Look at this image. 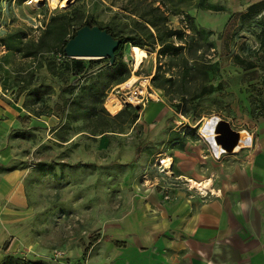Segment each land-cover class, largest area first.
<instances>
[{
	"label": "rangeland",
	"instance_id": "1",
	"mask_svg": "<svg viewBox=\"0 0 264 264\" xmlns=\"http://www.w3.org/2000/svg\"><path fill=\"white\" fill-rule=\"evenodd\" d=\"M69 1L52 10L48 0H0V180L16 173L27 198L5 213L21 218H7L19 233L0 245V264H128L130 243L115 236L119 218L189 186L187 179L219 182L233 156L248 150L213 159L205 119L257 136L233 56L255 59L264 24L239 15L261 0ZM87 20L133 39L121 51L127 80L149 81L137 102L121 89L127 80L108 76L104 59H80L92 62L71 88L59 49ZM169 44L177 50L161 54ZM130 48L146 52L136 71ZM156 72L159 87L151 83ZM207 87L213 92L201 95ZM110 94L123 102L115 115L104 106ZM76 96L78 114L67 102Z\"/></svg>",
	"mask_w": 264,
	"mask_h": 264
},
{
	"label": "crops",
	"instance_id": "2",
	"mask_svg": "<svg viewBox=\"0 0 264 264\" xmlns=\"http://www.w3.org/2000/svg\"><path fill=\"white\" fill-rule=\"evenodd\" d=\"M254 120L253 150L233 156L219 182L209 179L214 193L174 186L118 219L115 236L130 243L128 264H264V118ZM15 174L0 180V245L19 233L7 218L21 216L5 213L27 204Z\"/></svg>",
	"mask_w": 264,
	"mask_h": 264
},
{
	"label": "trees",
	"instance_id": "3",
	"mask_svg": "<svg viewBox=\"0 0 264 264\" xmlns=\"http://www.w3.org/2000/svg\"><path fill=\"white\" fill-rule=\"evenodd\" d=\"M255 16H260L261 20L259 21V23L264 24V0H261L259 2H256V3L249 5L247 7L246 11L239 15V19L241 21H245V20H249ZM83 26H88L90 28L94 27V26L99 27L98 24L94 20H87L78 29H80ZM99 28L102 30H106L107 33H109L115 40L120 41V45L115 52V59H114L113 64H110L109 59L105 58L104 60H106L110 65V67L108 68V71H107L108 76L111 77V79L113 81H115L117 84H121L124 81H126L127 78L129 77V72L126 68V65L123 63V60H122V52H121L122 47L125 43L132 41L133 39L128 38V37L116 38V36L114 35V33L112 32V30L109 27H107V28L99 27ZM76 31H73L70 39L74 37V34ZM66 42H64L62 47L59 49V55L65 61L66 70L73 77V81L71 82V85H72L71 88H74L78 84L80 78L83 77L87 73V71L89 69L88 64L92 61H88V63H86L85 61L80 60V59H70V58L66 57V55L64 53V47L66 45ZM3 43H4V41L0 38V45H4ZM134 44H135V46H139V45H141V42L134 43ZM176 50H177L176 47L169 44V45H164L160 52H161V54H165V52H168V51L171 52V51H176ZM254 54H255V59L253 61H250L248 59V57H246L245 55H243V56L242 55H234L233 59H235V61H236L234 63V65L239 67L240 70L243 73H245L243 75V77H244L243 80L247 85L245 90H244V93L246 94V101L248 103L247 114L251 118L258 119V118H264V25L262 26L261 30L259 31L258 48H257V52H255ZM207 68H211V66L205 67V69H207ZM188 73L189 72H187V74ZM157 80H158V74L156 72L151 79V83L154 87H159L158 83H156ZM0 86H2V83H0ZM211 92H213V88L207 87L206 89H204L201 92V95L209 94ZM68 94L72 95V92H68ZM68 100L69 101H67V102H69L71 105H74L75 108H77V111H76L77 114H78V112H81L79 110L80 101H79V98L77 96L76 97H70V99H68ZM128 107H129V105L127 106V108ZM128 115L131 116L130 113ZM78 116L79 115H77L76 118ZM80 116H82V114H80ZM136 119H137V115L132 114L131 123H134L136 121ZM136 154H138V151ZM30 264H36V263H30Z\"/></svg>",
	"mask_w": 264,
	"mask_h": 264
},
{
	"label": "bare ground",
	"instance_id": "4",
	"mask_svg": "<svg viewBox=\"0 0 264 264\" xmlns=\"http://www.w3.org/2000/svg\"><path fill=\"white\" fill-rule=\"evenodd\" d=\"M37 2V0H36ZM48 4L52 10L57 8L65 7L66 1L65 0H48ZM129 48V47H128ZM131 58H132V68L136 71L143 59L146 58V52L143 49L139 48H130ZM131 61V60H130ZM138 84V85H137ZM137 85V86H135ZM149 85L148 79L140 80L136 76H132L130 80H127L124 84L121 85L122 90H130L131 97L130 99L134 102L139 100V96H143L146 94L147 86ZM156 98V97H155ZM122 100L115 94H110L106 101H105V108L107 111L115 115L117 114L122 108ZM220 123V119L214 117L212 119H205L204 124L201 128L202 136L207 139L214 151L215 156L219 157L220 154H235L239 152L243 148L253 147L254 139L250 133L247 131L239 132V137L237 138L236 144L230 151L222 148L221 145L217 142V131L216 127ZM162 165L165 169H171L173 166L172 160L170 158H164L162 161ZM189 183V187L198 191L201 194H207L210 192L214 193L212 189V181L209 179L205 180H194V179H187Z\"/></svg>",
	"mask_w": 264,
	"mask_h": 264
},
{
	"label": "water",
	"instance_id": "5",
	"mask_svg": "<svg viewBox=\"0 0 264 264\" xmlns=\"http://www.w3.org/2000/svg\"><path fill=\"white\" fill-rule=\"evenodd\" d=\"M69 2V0L66 1L65 7ZM119 45L120 41L115 40L106 30L97 26L91 28L83 26L75 32L73 38L66 42L64 53L70 59L97 60L106 58L110 60V64H113ZM124 104L129 103L125 102ZM216 131L218 144L230 151L236 144L239 132L231 129L229 123L222 119H220Z\"/></svg>",
	"mask_w": 264,
	"mask_h": 264
},
{
	"label": "built area",
	"instance_id": "6",
	"mask_svg": "<svg viewBox=\"0 0 264 264\" xmlns=\"http://www.w3.org/2000/svg\"><path fill=\"white\" fill-rule=\"evenodd\" d=\"M205 141L207 142V144H208L209 147H210L211 145H210L209 141H208V140H205ZM210 150H211L212 154L214 155V151H213L212 147H210ZM221 155H224V154H220L219 157H220ZM214 157H216V156L214 155ZM219 157H216V158L218 159ZM56 254H57V255H55V258H61V257L63 256L60 252H59V253H56Z\"/></svg>",
	"mask_w": 264,
	"mask_h": 264
}]
</instances>
